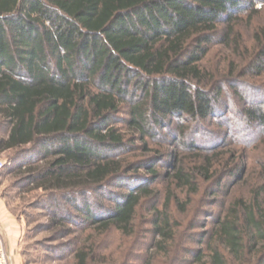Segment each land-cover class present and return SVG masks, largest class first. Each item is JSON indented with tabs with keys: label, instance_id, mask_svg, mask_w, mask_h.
I'll return each mask as SVG.
<instances>
[{
	"label": "trees",
	"instance_id": "trees-1",
	"mask_svg": "<svg viewBox=\"0 0 264 264\" xmlns=\"http://www.w3.org/2000/svg\"><path fill=\"white\" fill-rule=\"evenodd\" d=\"M0 116L58 237L142 217L152 258L264 264V0H0Z\"/></svg>",
	"mask_w": 264,
	"mask_h": 264
},
{
	"label": "rangeland",
	"instance_id": "rangeland-1",
	"mask_svg": "<svg viewBox=\"0 0 264 264\" xmlns=\"http://www.w3.org/2000/svg\"><path fill=\"white\" fill-rule=\"evenodd\" d=\"M221 48L222 46L214 47V52H212L214 54H212L210 62L208 61L210 65L213 66L219 60L224 59V53H218L214 57L215 52ZM225 98L230 104L235 99L229 93ZM229 117L232 115L230 114ZM8 133L9 128L4 125L0 116V141L7 139ZM257 135L255 134V136ZM233 138L234 135H232L231 140ZM30 148L31 146H26V154H29L28 149ZM259 153L258 155L261 156L262 153ZM14 155V150L0 151V161L3 163V167L0 168V198L5 202L8 210L23 223L20 244L6 245L14 264H79L76 255L77 249L91 245L94 246V252L93 257L89 258V264H103V260L107 262L104 264H180L179 260L184 253L178 251V259L175 257L172 260L175 253L174 249L170 255H159L157 258H152L153 256L150 254L155 250V247L152 246V235L142 231V228L149 229L151 226L143 222L142 217L138 221L140 233L133 237H125L113 227L108 230L97 229V226H90L79 217H75V224H71V228L66 226L67 229L72 230V234L58 237L59 228L48 227L51 220L50 212L44 206L49 203L41 197L44 194L43 190L32 189L31 186L26 185L21 180L23 174L17 170L18 164L11 163V158ZM95 198L104 207H113L110 199ZM198 205L196 204L194 209L192 208L193 211ZM203 208L213 212H217L219 209L218 207L210 208L208 205L201 207V209ZM142 214L146 215L148 212L144 211ZM192 215L193 213L184 221V229L182 228L180 231L181 234L187 233V237L186 235L184 237L187 245L198 247L191 240L189 241L191 238L187 239L188 232L186 229H188ZM100 218L104 219L105 215L101 214ZM182 239L180 238L179 245H181ZM178 244L175 243L174 245Z\"/></svg>",
	"mask_w": 264,
	"mask_h": 264
},
{
	"label": "crops",
	"instance_id": "crops-1",
	"mask_svg": "<svg viewBox=\"0 0 264 264\" xmlns=\"http://www.w3.org/2000/svg\"><path fill=\"white\" fill-rule=\"evenodd\" d=\"M0 227L4 234L6 245H19L22 239L23 223L8 210L0 198Z\"/></svg>",
	"mask_w": 264,
	"mask_h": 264
},
{
	"label": "built area",
	"instance_id": "built-area-1",
	"mask_svg": "<svg viewBox=\"0 0 264 264\" xmlns=\"http://www.w3.org/2000/svg\"><path fill=\"white\" fill-rule=\"evenodd\" d=\"M2 167H3V163L0 161V168ZM0 264H14L8 252L5 243L4 234L2 232L1 227H0Z\"/></svg>",
	"mask_w": 264,
	"mask_h": 264
}]
</instances>
